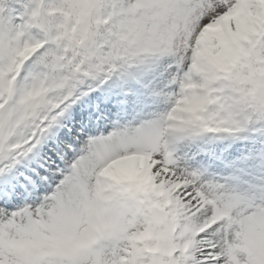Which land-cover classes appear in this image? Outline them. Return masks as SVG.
I'll use <instances>...</instances> for the list:
<instances>
[{"label": "snow or ice", "instance_id": "6c2138e0", "mask_svg": "<svg viewBox=\"0 0 264 264\" xmlns=\"http://www.w3.org/2000/svg\"><path fill=\"white\" fill-rule=\"evenodd\" d=\"M0 264H264V0H0Z\"/></svg>", "mask_w": 264, "mask_h": 264}]
</instances>
